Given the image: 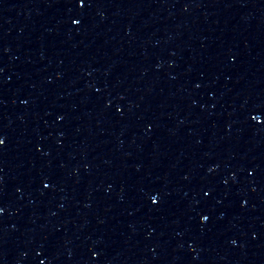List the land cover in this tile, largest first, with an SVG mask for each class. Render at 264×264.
<instances>
[{"label": "water", "instance_id": "obj_1", "mask_svg": "<svg viewBox=\"0 0 264 264\" xmlns=\"http://www.w3.org/2000/svg\"><path fill=\"white\" fill-rule=\"evenodd\" d=\"M0 137V264H264V0H0Z\"/></svg>", "mask_w": 264, "mask_h": 264}, {"label": "snow or ice", "instance_id": "obj_2", "mask_svg": "<svg viewBox=\"0 0 264 264\" xmlns=\"http://www.w3.org/2000/svg\"><path fill=\"white\" fill-rule=\"evenodd\" d=\"M77 2L79 3V5H80L81 7H84V6L86 5V3H87V0H77ZM81 22H82V21H80V20H73V21H72V23L77 24V25H79ZM252 119L255 120V121H260V120H261V117L257 115V116H253ZM4 143H5V139H4L3 137H0V145H3ZM49 186H50V183L44 185L45 188H47V187H49ZM204 194H205L206 196H207V195H210V193H208V192H205ZM150 199H151V202H152L154 205L159 203V196H158V194H157V195H153V196H151ZM2 212H3V208L0 207V213H2ZM201 219H202L203 221H207V220L210 219V217H209L208 215H203V214H202V215H201ZM233 243H235V241H233ZM94 255H95V253H94ZM41 264H43V262H41Z\"/></svg>", "mask_w": 264, "mask_h": 264}]
</instances>
